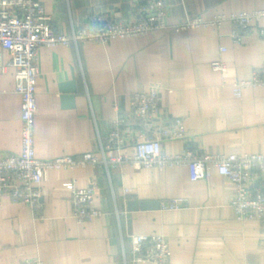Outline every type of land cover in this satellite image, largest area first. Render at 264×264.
Returning a JSON list of instances; mask_svg holds the SVG:
<instances>
[{
  "label": "crops",
  "instance_id": "crops-1",
  "mask_svg": "<svg viewBox=\"0 0 264 264\" xmlns=\"http://www.w3.org/2000/svg\"><path fill=\"white\" fill-rule=\"evenodd\" d=\"M51 26L70 34L97 15L136 20L137 0H41ZM167 22L188 17L212 20L219 15L264 9V0H164ZM264 28V19L258 24ZM233 25L190 30L159 29L145 36L108 44L83 43L40 49L36 156L52 160L98 153L118 117L133 122L131 97L158 87L165 109L162 123L182 119L186 140L164 142L166 153L186 148L205 155L264 153V87L241 98L233 83L251 79L264 66V37L256 28L232 39ZM226 48L225 52L221 48ZM222 60L225 72L213 70ZM74 82L73 101H65L63 84ZM11 54L0 46V155L21 150V96L16 92ZM143 139L135 130L124 154L136 153ZM94 187L93 205L102 215L83 223L73 216L71 184ZM43 206L33 209L6 195L0 204V264L40 258L46 264L136 263L130 253L135 234H161L170 245L168 264H264V219L239 222L231 206L235 185L213 169L211 177L193 181L185 165L135 169L103 166L50 170L41 185ZM183 199L179 210L162 202ZM147 203L136 210L129 203Z\"/></svg>",
  "mask_w": 264,
  "mask_h": 264
},
{
  "label": "built area",
  "instance_id": "built-area-1",
  "mask_svg": "<svg viewBox=\"0 0 264 264\" xmlns=\"http://www.w3.org/2000/svg\"><path fill=\"white\" fill-rule=\"evenodd\" d=\"M136 20H109L97 15L90 24L73 27L70 34L57 33L51 26L41 0H0V46L11 54L16 69V92L21 96V150L17 154L0 155V204L8 195L14 202H23L33 209L43 206L42 183L50 170L103 166L135 169L172 167L185 165L193 181L211 177L213 169L235 185L231 206L239 222L264 219V153L201 155L190 148L178 154H168L164 142L186 140L184 123L177 119L174 125L162 123L164 118L163 97L158 87L136 92L131 97L133 122L118 117L105 141L100 142L98 153L88 152L80 158L61 156L41 160L36 156L35 122L38 113L37 88L40 80V49L57 45L75 46L83 43L108 44L123 38L145 36L155 30L172 28L190 30L202 26L220 28L225 22L233 25L232 39L236 44L244 41L243 31L256 28L264 37V28L258 25L264 19V9L219 15L212 20L188 17L184 22L170 25L167 22L168 5L164 0H137L134 5ZM222 52L226 48H221ZM212 68L225 72L222 60L212 63ZM234 94L241 98L248 89L264 87V66L256 68L251 79L233 83ZM142 131L143 139L136 142L134 155L124 154L127 137L135 130ZM94 187L71 184L73 216L80 222L93 220L102 212L93 205ZM183 199L162 202L163 210H179ZM130 253L134 262L168 264L172 251L167 238L161 234H135L131 239ZM20 264H46L40 258L26 259Z\"/></svg>",
  "mask_w": 264,
  "mask_h": 264
},
{
  "label": "water",
  "instance_id": "water-1",
  "mask_svg": "<svg viewBox=\"0 0 264 264\" xmlns=\"http://www.w3.org/2000/svg\"><path fill=\"white\" fill-rule=\"evenodd\" d=\"M61 89L64 93H66V96L64 97L65 101L72 102L74 99V93H75V83L69 82V83L63 84L61 86ZM140 206L145 207L147 206V203L140 204L138 202H133V201L129 203V209L131 210H136Z\"/></svg>",
  "mask_w": 264,
  "mask_h": 264
}]
</instances>
